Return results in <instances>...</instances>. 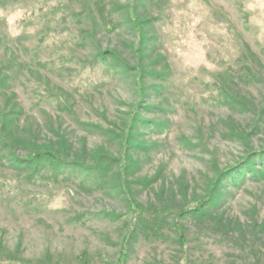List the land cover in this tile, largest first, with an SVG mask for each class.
I'll return each instance as SVG.
<instances>
[{
  "label": "rangeland",
  "instance_id": "374dc122",
  "mask_svg": "<svg viewBox=\"0 0 264 264\" xmlns=\"http://www.w3.org/2000/svg\"><path fill=\"white\" fill-rule=\"evenodd\" d=\"M263 148L264 0H0V264H264Z\"/></svg>",
  "mask_w": 264,
  "mask_h": 264
},
{
  "label": "trees",
  "instance_id": "16d2710c",
  "mask_svg": "<svg viewBox=\"0 0 264 264\" xmlns=\"http://www.w3.org/2000/svg\"><path fill=\"white\" fill-rule=\"evenodd\" d=\"M108 52H104L103 55L107 54ZM141 87V84H139ZM129 132V131H128ZM127 132V133H128ZM124 142L126 143V136L124 137ZM4 148V147H3ZM126 150V146H125ZM257 153V154H253ZM127 154L124 152L121 157L118 160H115L114 158H106L102 159V161L97 160L95 163L91 165H86L83 162L79 161H71L66 157L58 156L51 150H39L34 149L32 150L29 158L28 163H31L34 168L38 167H46L47 164L51 165L52 168H58L63 166H68L69 168H74L76 170L83 171L86 174H98V175H106L109 174L111 171L114 170V167L116 166L119 169V173L122 175V179L125 177V171L128 168V159ZM261 161V164L264 165V148L259 151H252L249 155H247L243 161L234 168H230L226 171H222L219 173L216 181L212 183L211 189L209 192L203 196L195 199L187 208L178 210L176 214V219L174 223V227L177 230L179 234V241L181 243L185 242V235L184 230L180 227V222L178 220L182 217H186L187 215H197L201 216L204 214L205 211L208 210L209 207L212 206L213 203V196H214V189L218 186L224 185L227 180L235 182L236 180H243V178L246 175H253L254 173V164L253 161L256 160V158ZM124 185V183H123ZM130 206L131 211L136 213V216H145V212L143 209L137 205L136 203L132 202V199H130ZM166 214H162L160 216L147 215L146 221L152 224H159L160 221H164ZM135 224H133L134 226ZM135 236V230L134 227L128 231V233L124 236V251L123 256H126V249L130 245V240ZM122 259V258H121Z\"/></svg>",
  "mask_w": 264,
  "mask_h": 264
}]
</instances>
